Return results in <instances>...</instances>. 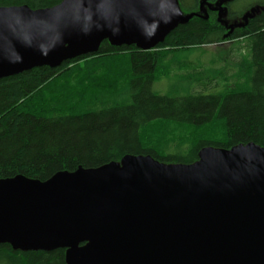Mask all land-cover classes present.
Returning <instances> with one entry per match:
<instances>
[{
  "label": "water",
  "instance_id": "water-1",
  "mask_svg": "<svg viewBox=\"0 0 264 264\" xmlns=\"http://www.w3.org/2000/svg\"><path fill=\"white\" fill-rule=\"evenodd\" d=\"M178 0H62L0 7V80L95 55L103 41L157 48ZM67 249V264H264V147L204 148L193 164L128 155L48 181L0 180V244Z\"/></svg>",
  "mask_w": 264,
  "mask_h": 264
},
{
  "label": "trees",
  "instance_id": "trees-1",
  "mask_svg": "<svg viewBox=\"0 0 264 264\" xmlns=\"http://www.w3.org/2000/svg\"><path fill=\"white\" fill-rule=\"evenodd\" d=\"M61 2L0 0V7ZM178 4L192 17L155 49L105 40L95 55L0 80V180L45 182L128 155L193 164L204 148L264 147V0ZM221 44H230L221 68L180 55ZM171 75L178 89L155 92L154 84ZM66 254L0 244V264H67Z\"/></svg>",
  "mask_w": 264,
  "mask_h": 264
},
{
  "label": "rangeland",
  "instance_id": "rangeland-1",
  "mask_svg": "<svg viewBox=\"0 0 264 264\" xmlns=\"http://www.w3.org/2000/svg\"><path fill=\"white\" fill-rule=\"evenodd\" d=\"M229 47L230 44L211 45V46H205L201 53H199L198 51H192V52H184L181 53L180 55L182 57H187L190 60H193L196 66L200 65V67L217 69L224 67L227 64L226 61H220V59L225 60L226 57L225 54ZM179 83L180 82L178 76L171 75L170 77L164 78L159 82H156L154 84V90L159 94L168 95L173 90L176 91V89H178Z\"/></svg>",
  "mask_w": 264,
  "mask_h": 264
}]
</instances>
